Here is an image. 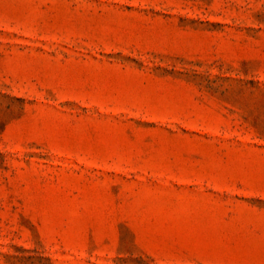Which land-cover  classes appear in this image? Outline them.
Segmentation results:
<instances>
[{"label": "rangeland", "instance_id": "374dc122", "mask_svg": "<svg viewBox=\"0 0 264 264\" xmlns=\"http://www.w3.org/2000/svg\"><path fill=\"white\" fill-rule=\"evenodd\" d=\"M0 264H264V0H0Z\"/></svg>", "mask_w": 264, "mask_h": 264}]
</instances>
